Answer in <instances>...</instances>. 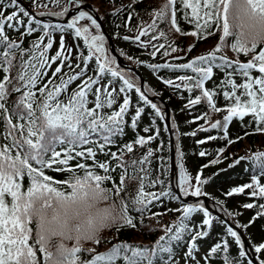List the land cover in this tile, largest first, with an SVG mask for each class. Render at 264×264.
Wrapping results in <instances>:
<instances>
[{
	"label": "snow or ice",
	"instance_id": "1",
	"mask_svg": "<svg viewBox=\"0 0 264 264\" xmlns=\"http://www.w3.org/2000/svg\"><path fill=\"white\" fill-rule=\"evenodd\" d=\"M138 2L142 0H132L131 4L115 8L112 15L118 16L128 9L127 19L116 28L123 26L129 32L134 31V35H123L122 39L150 49L149 56L162 53L164 57L172 55L174 60L182 61L181 56L175 55L181 49L172 39L173 35L195 38L187 46L186 51L190 53L196 42L219 33V42L205 54L186 62L147 64L153 72L190 69L195 74L176 75L174 79L158 77L174 91L199 92L188 97L185 108L206 103L212 112L226 111L221 120L199 128L205 133L216 129L221 134L207 135L196 143L204 145L208 141L225 140L231 145L244 136L264 134V47L257 51L258 45L264 43V0H165L149 13L150 23L140 21L133 29L131 21L138 15L133 5ZM31 3L34 8L50 6L40 0H31ZM51 3L60 5L61 0H51ZM82 3L83 0H65L66 6L59 12L38 13L63 17L69 7L76 8V14L71 15L66 24L55 25L41 24L17 0L0 3V73H3L0 77V264H175L173 242L181 241L185 233L191 234L186 244L188 251L184 253L185 264L189 259L201 264L194 255L197 242L209 235L204 226L211 227L218 217L213 216L203 201L187 203L181 198L208 197L214 201L213 208L224 210V202L204 190L208 179L202 173L210 165L227 159L223 155L226 147H219L214 154L200 151V157L214 155L215 158L201 165L193 176L186 167L182 144L177 142L178 173L174 187L163 178L168 168L164 158L154 157V152L160 149L149 146L160 135L159 128L147 136L137 133L134 140L119 144L116 151H112V146L117 145L116 138L125 133L126 115L130 116L128 127L136 131L145 112L144 107L138 106L141 102L161 121L165 120L166 113L149 98L147 93L151 89L137 83L139 77L131 69L125 70L117 64L107 37L101 31L102 25L93 15L94 10H81ZM10 8L11 11H6ZM181 20L191 25L189 31L180 26ZM161 24L168 26L167 32ZM10 30H17L21 38L40 34L25 48L20 40L10 36ZM114 38L121 37L117 34ZM229 38H233L230 44ZM226 49L245 56L251 54V59L241 62L220 54ZM127 59L133 58L127 56ZM214 68L223 73V78L220 84L209 89L205 82L213 79ZM251 70H256L258 75H253ZM237 76L243 79L242 83L236 82L234 77ZM133 90L137 94L135 104L131 96ZM221 93L226 101L224 109L216 103ZM116 105L118 107H114ZM130 107L135 108L134 114L129 111ZM105 109L110 111L105 112ZM208 115H197L190 122L206 120ZM248 116L251 119L243 124ZM234 118L242 122L244 132L243 136L232 139L229 138V122ZM250 125H255L252 132L248 131ZM170 130L178 131L174 121L171 128L166 125L163 129ZM143 131L149 133L150 128L144 127ZM183 135L195 137L197 132ZM177 139L179 141V136ZM137 147L146 151L138 159L125 160V154H132ZM101 154L107 159L101 161L98 158ZM153 159H158L161 166L153 169ZM245 159L253 161L251 181L231 187L225 195L245 194L248 190V196L264 199V183L261 182L264 152L234 159L228 167ZM129 168L135 174L130 175ZM117 169L121 170L119 183L113 175ZM49 170L68 175L58 180L47 174ZM126 180L138 181L134 194L126 191ZM166 200L181 202L175 209L165 205L167 212L180 215L174 226H165L164 234L152 246L119 242L98 254H93L95 248L83 246L104 242L101 235L104 230L115 229L119 233L123 229H136L137 221L142 223L146 214L162 215L150 209ZM101 202L106 204L103 209L98 208ZM242 207L257 208L256 217L264 216V204L245 203ZM193 213H202L200 223L190 219ZM238 227L247 228L248 224ZM225 235L240 246L239 257L246 258L249 250L241 234L232 226H226ZM55 238L58 243L53 251ZM66 241H71L72 245ZM228 247L227 240L212 245L202 258L204 264H210L211 258L221 251L227 252ZM252 247L256 254L264 252V243ZM84 253L92 254L91 258H82ZM256 258L258 264H264V259L258 255ZM223 264H239V261L226 256ZM248 264H253L252 259H248Z\"/></svg>",
	"mask_w": 264,
	"mask_h": 264
},
{
	"label": "trees",
	"instance_id": "2",
	"mask_svg": "<svg viewBox=\"0 0 264 264\" xmlns=\"http://www.w3.org/2000/svg\"><path fill=\"white\" fill-rule=\"evenodd\" d=\"M23 3H25L29 8L36 9L39 12V9L41 8H34L31 0H21ZM7 0H0V3H6ZM48 2L50 6L56 5V6H66L65 0H61L60 5H57L55 3H51V0H40V3ZM83 2H90L93 6L96 5V9H99L100 16L102 18V21L108 30L110 36L114 40L115 44L117 40L121 41V48H118V52L121 54V52L124 53V58L126 62L130 65H134L140 75L143 78L144 85H146L149 89H151L150 92H148L150 95H153L152 93H159V96L164 102L169 106L171 114H170V125L174 121L178 131L171 130L174 138V147L177 142H180L182 144L183 151L185 152L186 156V167L189 170V172L194 176L197 171L200 170L201 165L207 164L211 158H215L214 155L211 156H205L200 157L199 152L202 150H206L210 154H214L216 150L219 147H226L225 152L223 153L224 156L227 157L226 160H222V162L218 165H210L208 168L203 170V177L205 179H208L207 185L204 186V190L207 191L210 196L215 197L218 200H221L224 202L223 209L221 210L219 207L217 208L224 216L228 217L230 220L234 221L237 225H244L248 224L247 228L240 227L243 231L247 241L249 242V245L254 252L253 245H259L260 243H264V216L256 217V212L258 211L257 208L253 209H245L242 207L245 203H256V204H264V199L260 198H252L247 195L248 190H246L245 194H234L231 197H228L225 195V193L230 190L231 187L234 186H242L245 183H249L251 181V176L253 175V161L249 159H245L241 161L238 165H235L232 168H229L228 165L233 162L234 159H237L239 157H249L253 153L256 152H264V134L262 133H254L248 136H244L243 139L236 140L235 143L231 145H227V141L225 140H216V141H208L204 145H198L196 141L198 139H205L207 135H220L221 132L216 129H209V132L205 133L202 131H199V128L201 125H204L205 127H208V125L211 122H215L216 120H221L223 115H226V111H221L220 113L212 112L206 103H202L198 106H194L193 108H185V105L187 104V99L190 96L199 94V92L189 93L186 90H179L174 91L171 86L165 85L163 83L162 79H158V77L163 78H175L176 75H195L191 72L190 69H180L173 72L172 70L168 69H160L158 72H153L152 69H149L147 67L148 63H163L165 61L170 63H178V62H186L192 58H194L197 55L205 54L208 51L212 50L215 45L219 42V33L216 35H212L206 39H203L199 42L195 43V48L190 53H187L186 49L187 46L192 44L195 40L192 36H179V35H173L172 39L176 41V43L180 47V51L177 52L175 55L181 56L183 59L182 61H176L173 59L172 55H169L168 57H164L162 53H158L157 56L152 57L149 56L147 53L150 51V49H144L137 47L135 44H132L130 41H124L122 39L123 35H129L132 36L135 34V32H129L126 28L121 26L119 29L116 28L117 24L123 25V21L127 19V11L128 9H125L122 11L118 16H113L112 12L115 8L121 7L122 5H128L132 3V0H83ZM165 0H142V2H138L133 5L138 15L134 16L131 21V27L133 29L136 28L137 24L140 21H143L145 24L150 23L152 20L151 15L149 13L153 9L159 8ZM18 4L22 7H24L22 4L18 2ZM49 6V7H50ZM25 8V7H24ZM26 9V8H25ZM12 9H7L6 11H11ZM27 10V9H26ZM37 12V13H38ZM48 23V24H61V23H55L51 21H41V24ZM180 26L185 30L189 31L191 29V25L186 24L183 20L180 21ZM161 28H163L166 32L168 31V26L165 24L160 25ZM10 36L14 39H18L21 41L22 46L27 48L29 46V43L32 39L35 38V36L39 35L40 33L37 32L29 37L21 38L19 37V33L17 30H10L9 32ZM119 35L121 38H114L116 35ZM57 40V47H58V39L59 36L56 34L55 36ZM142 39H145L142 37ZM233 38H229V44L232 42ZM71 42V41H69ZM164 42V41H160ZM117 46V45H116ZM260 47H264V43L258 45L257 51ZM55 49H53L54 54ZM227 55L230 59H239L241 62H246L247 60L251 59V54L245 56L244 54H236L232 52L230 49L223 50L222 53ZM127 56H131L133 59L129 61L127 59ZM137 61H143V63H137ZM128 70V69H126ZM15 72V70H14ZM134 72V71H132ZM253 75H258L256 70H251ZM132 74V73H130ZM135 76H138L136 72H134ZM3 73H0V77H2ZM139 77V76H138ZM223 78V73H221L218 69L214 68V77L210 81H206L205 85L207 88L212 89L214 84H220L221 80ZM237 83H242L243 79L239 76L234 77ZM137 83H140V79L137 81ZM75 85H73L74 87ZM239 91V90H238ZM132 101L135 104L137 100V94H135L134 90L131 93ZM15 99V97H13ZM155 103L160 105L162 110L164 111L163 104L159 100H153ZM122 102V97H121ZM217 106L221 109H224L226 101L224 100L222 93L219 95V98L216 101ZM145 108V112L142 113V118L139 122V125L134 132L130 127H128V124L130 123V116H125V133L123 135L118 136L117 139V145H113L111 150L116 151V148L119 144L127 143L129 141H132L135 139L136 134L147 136L150 134H154L156 129H160V135L155 141L150 142V147L153 149L159 148L160 150L157 152H154V157H163L164 161L168 165L167 168V174L163 178L169 183L170 186V146H169V135L168 132L163 131L165 125L164 120L161 121L158 117H154L152 114V109L144 105L142 102L138 105ZM118 107V105L114 106ZM105 112H108L110 110L105 109ZM131 113L134 114L135 108L129 109ZM203 113H209L206 120H196L194 121V118L197 115H202ZM251 117H245L243 124H247L248 120H250ZM155 121V123H153ZM207 121V122H206ZM144 127H149L150 132L145 133L143 131ZM255 125H250L248 128L249 132H252ZM192 131H196L197 135L195 137L191 135H183L184 133H191ZM244 128L242 125V122L238 118H234L232 121L229 122V138L235 139L238 135L243 136ZM179 136V141L177 137ZM146 151V149H141L139 147L136 148V150L132 154H125L124 159L127 161H131L132 159H138L143 152ZM175 157L176 151H175ZM101 161L107 159L102 154L98 157ZM91 163V161H89ZM113 163H115L113 161ZM161 166V163L158 159H153L152 168L155 169L157 167ZM177 169V168H176ZM121 170L117 169V171L113 174L114 179L116 183H119V175ZM129 174H135L133 173L132 168L128 169ZM48 175H54L56 179L63 180L67 177V173L65 174H57L53 173L52 171H47ZM155 174V173H154ZM257 175H259V172H256ZM177 177V172H176ZM261 182L264 183V178L261 179ZM125 184L127 185L126 191L135 193L138 181L137 180H126ZM106 187H111V184H106ZM160 186L158 185L157 188ZM173 187V186H172ZM211 202L214 203L213 200L210 199ZM108 204L111 203V201L107 202ZM187 203H196V202H187ZM165 205H167V208H178L181 206L180 201H165L164 204H158L155 207H152L150 209V212H159L162 215L158 217H153L149 214H146L143 218V222L140 223L137 221V228L136 229H123L119 233L116 232L115 229L110 230H104L101 235L104 238V242L100 243L99 245H95L92 243H84L83 246L85 248H95V253L98 254L102 252H106L109 250L113 244L119 243V242H127L129 244L133 245H147L152 246L154 242L159 238V236L164 234V228L167 225H173L175 221L177 220V217L180 215L178 212H167ZM106 207V204L101 202L98 205V208L103 209ZM229 213L235 214L239 213V215H232L230 216ZM215 216V215H213ZM217 217V216H215ZM253 217H256L255 220H253ZM195 221V223H200L202 220V213L197 214L193 213V216L190 218ZM221 219H217L214 224L211 227L204 226V229L209 232V235L207 237H203L197 242V251L194 255H196V259L201 261V264H204V260L202 259L205 254L207 253L208 249L212 245H214L217 242H222L223 240L228 241V251L223 252L221 251L218 255L213 256L210 260V264H223L224 257L230 256L233 259H236L239 261V264H248V256L246 258L239 257V250L240 246L236 245L234 243V239L225 235V227L227 224L225 222L221 223ZM249 221H252L251 224H249ZM191 226V225H190ZM190 233H185L182 240L179 242H173V258L175 260V264H185L184 255L179 254V252H182L183 249H187L186 244L188 240L190 239ZM58 243V238H55L53 240V247L52 250H55V244ZM69 246L72 244L66 241ZM92 254L84 253L82 258L84 259H90ZM167 254H165L166 256ZM259 256L260 259H264V252L260 254H256ZM188 264H194V261L191 259L188 260Z\"/></svg>",
	"mask_w": 264,
	"mask_h": 264
},
{
	"label": "water",
	"instance_id": "3",
	"mask_svg": "<svg viewBox=\"0 0 264 264\" xmlns=\"http://www.w3.org/2000/svg\"><path fill=\"white\" fill-rule=\"evenodd\" d=\"M79 8H91L90 4H83V5H80ZM76 11V8H74L73 10H70L65 18L62 20V22H65L68 17L73 14L74 12ZM95 17L98 19V21L101 23L102 25V22L100 21V18L98 17V15H95ZM40 19H44V17H40ZM51 19H53L51 17ZM102 31L104 34H106V36L108 37V40H109V44H110V49H111V52L117 57L118 59V62L121 63L122 62V58L116 53L115 51V48H114V45L110 39V37L107 35L103 25H102ZM141 85H143V82L141 80ZM151 99H154V98H151ZM165 113H166V116H165V122H166V125L169 126L170 128V124H169V117H170V111H169V108L168 106L165 105ZM170 132V131H169ZM170 134V161H171V178L173 176V172L175 170V162H174V149H173V139H172V136H171V133ZM201 199L204 200L205 204L209 207L208 205V198L207 197H200ZM199 198H196V197H185L184 198V201H187V200H198ZM210 208V207H209ZM242 236V239L244 241V246L247 247L248 246V242L247 240L245 239V237L243 236L242 232L240 231V229H238L237 227L233 226ZM252 261L255 263V264H258L256 259L254 257H252Z\"/></svg>",
	"mask_w": 264,
	"mask_h": 264
},
{
	"label": "rangeland",
	"instance_id": "4",
	"mask_svg": "<svg viewBox=\"0 0 264 264\" xmlns=\"http://www.w3.org/2000/svg\"><path fill=\"white\" fill-rule=\"evenodd\" d=\"M69 8H71V7H69ZM94 8L96 9V5L94 6ZM62 10V7L61 6H56V5H52V6H50L49 8H47V9H45V8H43V7H41L40 9H39V11L40 12H53V13H55V12H59V11H61ZM99 13H100V11H99V9H96ZM56 18H63V17H60V16H56V15H54ZM116 44H117V46L119 47V48H121V41L120 40H117L116 41ZM126 70V69H125ZM130 74V73H129ZM176 172L178 173V170L176 169ZM201 201H203V200H201ZM210 205H211V208L212 209H214V210H216L218 207H216V208H213V202H210ZM218 210V209H217ZM231 222H233L234 223V221H232V220H230ZM69 243H71L72 244V242L71 241H68Z\"/></svg>",
	"mask_w": 264,
	"mask_h": 264
}]
</instances>
